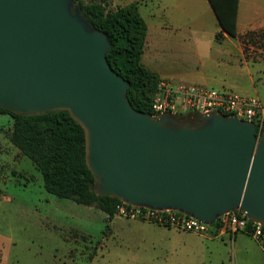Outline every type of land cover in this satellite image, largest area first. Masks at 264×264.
<instances>
[{
	"label": "water",
	"instance_id": "water-1",
	"mask_svg": "<svg viewBox=\"0 0 264 264\" xmlns=\"http://www.w3.org/2000/svg\"><path fill=\"white\" fill-rule=\"evenodd\" d=\"M110 47L75 0H0V107L67 110L96 195L205 223L239 209L264 226V127L219 111L134 109Z\"/></svg>",
	"mask_w": 264,
	"mask_h": 264
},
{
	"label": "rangeland",
	"instance_id": "rangeland-1",
	"mask_svg": "<svg viewBox=\"0 0 264 264\" xmlns=\"http://www.w3.org/2000/svg\"><path fill=\"white\" fill-rule=\"evenodd\" d=\"M129 1L102 4L109 11ZM258 1L264 6V0ZM144 4L143 15L147 8L157 11L154 24L168 19L213 24L201 0ZM243 9L241 15H249ZM11 125L12 118L0 114V264H264L259 248L264 245L245 230L248 236L240 251L227 236L206 241L175 227L115 213L108 216L94 205L46 191L39 170L9 141Z\"/></svg>",
	"mask_w": 264,
	"mask_h": 264
},
{
	"label": "trees",
	"instance_id": "trees-1",
	"mask_svg": "<svg viewBox=\"0 0 264 264\" xmlns=\"http://www.w3.org/2000/svg\"><path fill=\"white\" fill-rule=\"evenodd\" d=\"M75 1L95 27L106 34L111 44L107 62L129 81L127 98L133 108L152 114L151 101L160 77L140 61L146 22L137 2L107 11L102 4L106 0ZM229 1L232 5L233 0ZM0 113L12 118L9 141L39 170L46 191L79 204L94 205L108 216L114 214L120 200L93 192V177L85 162L84 132L67 110L21 115L0 107Z\"/></svg>",
	"mask_w": 264,
	"mask_h": 264
},
{
	"label": "crops",
	"instance_id": "crops-1",
	"mask_svg": "<svg viewBox=\"0 0 264 264\" xmlns=\"http://www.w3.org/2000/svg\"><path fill=\"white\" fill-rule=\"evenodd\" d=\"M133 1L137 2L138 10L146 22L145 42L140 57L145 67L160 78L230 89L256 97L264 105L262 3L249 0L245 4L243 0H233L231 5L229 0H201L205 4V12L211 13L213 24L202 21L176 23L168 19L166 24L157 23V30V24L153 21L157 11L147 8L143 15L141 8L147 7L145 0L129 2ZM241 6L244 11L247 8L249 15H241ZM147 18L151 21L148 22ZM193 234L212 242L227 236L237 243L240 251L242 239L248 236L242 230L233 233L227 231L220 237L212 238ZM259 248L264 251V248Z\"/></svg>",
	"mask_w": 264,
	"mask_h": 264
},
{
	"label": "built area",
	"instance_id": "built-area-1",
	"mask_svg": "<svg viewBox=\"0 0 264 264\" xmlns=\"http://www.w3.org/2000/svg\"><path fill=\"white\" fill-rule=\"evenodd\" d=\"M151 110L152 115L172 113L177 116L219 111L254 122L258 133L264 127V105L256 97L230 89L174 82L165 78H160L156 83ZM114 213L190 231L207 238L221 236L227 231L233 233L245 230L254 240L264 245V226L248 219L239 209L220 215L212 223L202 222L173 209L141 207L123 201L115 204Z\"/></svg>",
	"mask_w": 264,
	"mask_h": 264
}]
</instances>
